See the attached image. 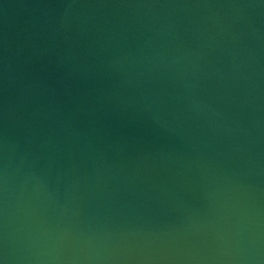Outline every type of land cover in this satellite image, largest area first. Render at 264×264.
<instances>
[{"label":"water","instance_id":"95a60500","mask_svg":"<svg viewBox=\"0 0 264 264\" xmlns=\"http://www.w3.org/2000/svg\"><path fill=\"white\" fill-rule=\"evenodd\" d=\"M0 264H264V0H0Z\"/></svg>","mask_w":264,"mask_h":264}]
</instances>
